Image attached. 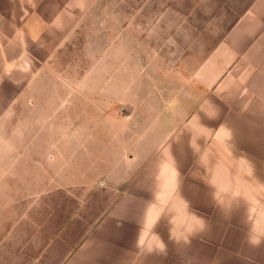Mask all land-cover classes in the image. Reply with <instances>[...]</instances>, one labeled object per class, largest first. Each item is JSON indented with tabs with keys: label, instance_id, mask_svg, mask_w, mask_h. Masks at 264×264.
<instances>
[{
	"label": "crops",
	"instance_id": "0c3cea01",
	"mask_svg": "<svg viewBox=\"0 0 264 264\" xmlns=\"http://www.w3.org/2000/svg\"><path fill=\"white\" fill-rule=\"evenodd\" d=\"M93 1L0 0V264H264V0L199 58L178 137L62 167L44 81Z\"/></svg>",
	"mask_w": 264,
	"mask_h": 264
},
{
	"label": "rangeland",
	"instance_id": "374dc122",
	"mask_svg": "<svg viewBox=\"0 0 264 264\" xmlns=\"http://www.w3.org/2000/svg\"><path fill=\"white\" fill-rule=\"evenodd\" d=\"M252 1L94 0L86 15L68 17L76 30L54 49L43 97L44 118L60 124L62 167L74 151L84 166L85 143L99 152L101 138L114 152L118 135L178 137L180 105L195 103L185 93L195 91L199 58ZM52 130L45 128L46 137Z\"/></svg>",
	"mask_w": 264,
	"mask_h": 264
}]
</instances>
